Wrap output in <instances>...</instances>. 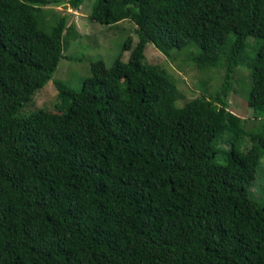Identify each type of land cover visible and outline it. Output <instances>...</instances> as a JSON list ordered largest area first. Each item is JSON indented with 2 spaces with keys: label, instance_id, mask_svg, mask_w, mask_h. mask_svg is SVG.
Masks as SVG:
<instances>
[{
  "label": "trees",
  "instance_id": "16d2710c",
  "mask_svg": "<svg viewBox=\"0 0 264 264\" xmlns=\"http://www.w3.org/2000/svg\"><path fill=\"white\" fill-rule=\"evenodd\" d=\"M51 3L0 0V264H264V205L249 192L264 152V0H94L90 21L134 25L126 61L75 90L53 81L55 118L17 116L64 58L63 33L75 38ZM147 44L223 67L219 87L177 108L168 75L144 62ZM243 64L260 123L250 131L227 112Z\"/></svg>",
  "mask_w": 264,
  "mask_h": 264
},
{
  "label": "rangeland",
  "instance_id": "374dc122",
  "mask_svg": "<svg viewBox=\"0 0 264 264\" xmlns=\"http://www.w3.org/2000/svg\"><path fill=\"white\" fill-rule=\"evenodd\" d=\"M49 6L44 7L57 16L69 15L68 25L74 29L75 38H65V48L62 52L64 58L59 60L51 79L42 87L37 88L29 97L27 103L21 108L17 116H27L32 112H41L44 116L53 119L64 109L57 97L53 81H59L70 89H78L83 79L100 77L102 71L119 58L125 62L129 51L122 49L127 38H131L132 45L136 42L134 25L129 21H122L115 25L102 26L89 19V13L94 0H83L76 9H69L68 0H51ZM49 13L45 22L49 23ZM256 41L247 39L244 56L254 55ZM192 50L172 51L168 57L158 53L151 44L144 50V62L155 65L165 71L171 82L175 85L179 97L174 105L182 107L189 100L196 97L208 98L219 87L224 68L199 70L190 61ZM249 85V70L247 66L240 65L234 69L231 79L230 94L227 98V112L229 122L239 121L245 131L255 130L259 121L253 118L251 110L246 106L244 93ZM248 139H243L241 147L247 150L250 146ZM229 134L226 132L215 141V147L221 151L229 149ZM222 162V160H219ZM253 199L264 205V152L258 161L254 178L249 189Z\"/></svg>",
  "mask_w": 264,
  "mask_h": 264
}]
</instances>
